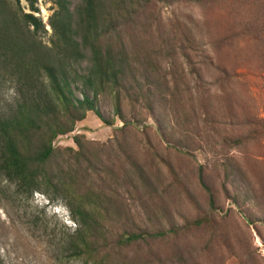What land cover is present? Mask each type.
Returning <instances> with one entry per match:
<instances>
[{
	"label": "rangeland",
	"instance_id": "rangeland-1",
	"mask_svg": "<svg viewBox=\"0 0 264 264\" xmlns=\"http://www.w3.org/2000/svg\"><path fill=\"white\" fill-rule=\"evenodd\" d=\"M134 1L131 94L120 115L99 96L112 126L90 112L55 141L44 192L0 178V264H264V0ZM37 7L49 44L56 6ZM55 186L93 200L99 255L71 256L72 199ZM132 234L146 236L119 244Z\"/></svg>",
	"mask_w": 264,
	"mask_h": 264
},
{
	"label": "trees",
	"instance_id": "trees-1",
	"mask_svg": "<svg viewBox=\"0 0 264 264\" xmlns=\"http://www.w3.org/2000/svg\"><path fill=\"white\" fill-rule=\"evenodd\" d=\"M38 1L56 6L48 20L49 44L40 37L47 32L35 16ZM26 2L31 13L22 10L20 0H0V95L8 94L6 84L15 88L8 100L0 98V178L15 185L18 196L54 185L50 170L56 157L54 143L73 133L88 113L113 125L97 108L100 95H115L120 115L121 92L131 94L126 83L132 73L123 34L139 13L134 0H79L75 6L72 0ZM202 184L209 189L203 180ZM55 187L72 199L69 207L77 230L68 240L71 256L99 255L103 226L93 200L75 189ZM145 236L132 234L119 244L129 245Z\"/></svg>",
	"mask_w": 264,
	"mask_h": 264
}]
</instances>
